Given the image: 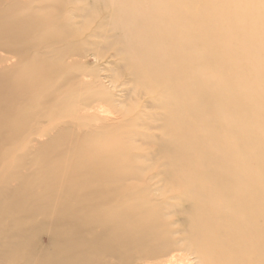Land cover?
<instances>
[{
  "label": "bare ground",
  "instance_id": "bare-ground-1",
  "mask_svg": "<svg viewBox=\"0 0 264 264\" xmlns=\"http://www.w3.org/2000/svg\"><path fill=\"white\" fill-rule=\"evenodd\" d=\"M4 48L0 264H264V0H0Z\"/></svg>",
  "mask_w": 264,
  "mask_h": 264
},
{
  "label": "rangeland",
  "instance_id": "rangeland-1",
  "mask_svg": "<svg viewBox=\"0 0 264 264\" xmlns=\"http://www.w3.org/2000/svg\"><path fill=\"white\" fill-rule=\"evenodd\" d=\"M0 54H4L6 56H12V57L15 56L11 49H6V48L0 50ZM111 54L112 51L109 52V55ZM115 61H116L115 58L109 56L108 59L105 60H96L94 57H90L89 62H90V67L96 68V70L99 72L100 78L102 80L101 82L104 83L105 90L112 93L116 103L121 105L126 104L127 107H131V103L134 101V98L137 96L136 95L134 96L131 91H129V94L127 93L128 91H125L124 92L125 96H124V94L121 93L120 88L115 87V85L117 86L120 82H122L123 80L125 81V79L127 78L121 76L122 81L114 83V78L112 76L113 74L118 72ZM121 94L123 95L121 96ZM138 99L141 104L142 103L145 104L144 103L145 97L143 98V94L139 93Z\"/></svg>",
  "mask_w": 264,
  "mask_h": 264
}]
</instances>
